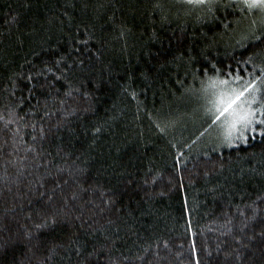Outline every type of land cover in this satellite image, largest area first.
<instances>
[{"label":"trees","instance_id":"16d2710c","mask_svg":"<svg viewBox=\"0 0 264 264\" xmlns=\"http://www.w3.org/2000/svg\"><path fill=\"white\" fill-rule=\"evenodd\" d=\"M263 13L0 0V264H264Z\"/></svg>","mask_w":264,"mask_h":264},{"label":"snow or ice","instance_id":"6c2138e0","mask_svg":"<svg viewBox=\"0 0 264 264\" xmlns=\"http://www.w3.org/2000/svg\"><path fill=\"white\" fill-rule=\"evenodd\" d=\"M190 3H204L205 0H189ZM246 3L249 7H255L257 5L264 7V0H246ZM48 71H52L48 69ZM223 85H227V81L220 82ZM216 85L213 84V87ZM250 88H252V84H246L241 86L239 89L230 88L226 90H222L218 95L216 100L214 101V106L219 112V116H223L225 113H228L230 118L229 127L234 128L237 123L244 122L249 123L250 117L253 115V112L250 109H246L244 107V102L241 101L240 104H237L238 101L241 100V97L244 96L245 92H247ZM233 105H237V107H233Z\"/></svg>","mask_w":264,"mask_h":264},{"label":"rangeland","instance_id":"374dc122","mask_svg":"<svg viewBox=\"0 0 264 264\" xmlns=\"http://www.w3.org/2000/svg\"><path fill=\"white\" fill-rule=\"evenodd\" d=\"M246 1V0H245ZM254 8H257L259 10H263L264 12V7H261L259 5L255 6ZM264 14V13H263ZM213 84H215L216 86L213 87ZM231 87L229 86H226V85H223L221 83L217 84L216 82H209L204 90H203V94L204 96L206 97V100L208 101H212V103H214V101L216 100L217 98V95L222 91V90H226V89H230ZM241 101L244 102V107L246 109H249L248 107V100L245 99H241L240 101L237 102V104H240ZM233 107H237V105H233ZM251 120V117L249 118ZM222 127H223V130H221L220 132V138L223 139L224 142H229L231 141L233 138L235 137H238L239 136V133L242 131L241 127L242 126H246L247 123H244V122H240V123H237L236 126L234 128H230L229 127V116H228V113H225V116H224V119H222ZM250 124V122L248 123V125ZM247 125V126H248ZM242 133V132H241Z\"/></svg>","mask_w":264,"mask_h":264}]
</instances>
